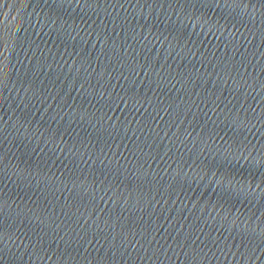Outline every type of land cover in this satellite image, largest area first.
<instances>
[{"label":"water","instance_id":"95a60500","mask_svg":"<svg viewBox=\"0 0 264 264\" xmlns=\"http://www.w3.org/2000/svg\"><path fill=\"white\" fill-rule=\"evenodd\" d=\"M0 264H264V0H0Z\"/></svg>","mask_w":264,"mask_h":264},{"label":"snow or ice","instance_id":"6c2138e0","mask_svg":"<svg viewBox=\"0 0 264 264\" xmlns=\"http://www.w3.org/2000/svg\"><path fill=\"white\" fill-rule=\"evenodd\" d=\"M223 181L232 182V181H234V178H233L230 174H226V175L223 177Z\"/></svg>","mask_w":264,"mask_h":264}]
</instances>
